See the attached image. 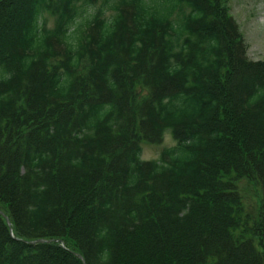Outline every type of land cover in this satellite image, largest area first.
Instances as JSON below:
<instances>
[{
	"label": "trees",
	"instance_id": "1",
	"mask_svg": "<svg viewBox=\"0 0 264 264\" xmlns=\"http://www.w3.org/2000/svg\"><path fill=\"white\" fill-rule=\"evenodd\" d=\"M0 264H264V59L224 0H0Z\"/></svg>",
	"mask_w": 264,
	"mask_h": 264
},
{
	"label": "rangeland",
	"instance_id": "2",
	"mask_svg": "<svg viewBox=\"0 0 264 264\" xmlns=\"http://www.w3.org/2000/svg\"><path fill=\"white\" fill-rule=\"evenodd\" d=\"M224 2L240 26L247 44L248 56L255 60L264 59V0H224ZM48 22L49 25H53L54 17L48 16ZM175 144L176 140L170 130L165 132L161 143L141 140V158L157 159L163 148ZM240 190L247 207H258L261 194L260 186L243 179L240 182Z\"/></svg>",
	"mask_w": 264,
	"mask_h": 264
},
{
	"label": "water",
	"instance_id": "3",
	"mask_svg": "<svg viewBox=\"0 0 264 264\" xmlns=\"http://www.w3.org/2000/svg\"><path fill=\"white\" fill-rule=\"evenodd\" d=\"M38 241H50V240H44V239H40V240H38ZM31 243H33V242H31ZM78 256H79V257H81V255H80V254H78Z\"/></svg>",
	"mask_w": 264,
	"mask_h": 264
}]
</instances>
